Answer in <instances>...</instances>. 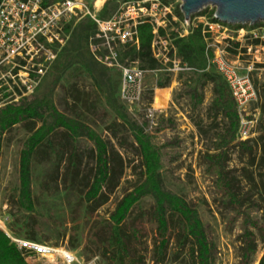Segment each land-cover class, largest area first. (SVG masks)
Here are the masks:
<instances>
[{
    "label": "trees",
    "instance_id": "16d2710c",
    "mask_svg": "<svg viewBox=\"0 0 264 264\" xmlns=\"http://www.w3.org/2000/svg\"><path fill=\"white\" fill-rule=\"evenodd\" d=\"M117 4L114 1L105 2L100 17L106 18L110 11L116 9ZM175 13L179 19H183L178 7ZM202 14L215 21L212 18L214 10H204ZM231 28L239 30L244 27L237 25ZM93 31L94 25L89 19L76 24L36 91L21 103L0 109V157L2 137L6 133L20 125L30 134L19 156L18 197L12 202L13 205L18 211L33 212L31 166L39 159L53 163V172L58 171L60 163L64 161L62 181H67L71 189L77 184L83 185L85 190L81 191V198L88 213L92 214L105 205L118 187L125 170L122 155L82 120L59 112L55 105L56 90L62 86V81L68 76H84L97 92L98 103L114 115L115 121L107 127L111 138L119 149H129L137 155V168L142 177L116 203L108 220L95 219L91 222L90 239L87 242L89 253L102 258L105 264H147L148 259L151 264H164L173 247L177 255L187 249L192 264H215L216 247L197 208L184 197L165 189L158 159L146 133L147 123L139 124L131 119L119 98L120 74L102 67L89 53L88 39ZM169 36L174 39L176 56L195 69L193 73L177 76L175 80L184 85L182 93L177 96L186 97L190 108L195 111L203 103V90L210 86L212 99L208 114L213 122L220 119L223 128L221 135L216 136L214 153L203 157L204 171L215 177L214 183L223 198L222 206L233 213L229 222L234 224L241 219L238 264H252L258 245L264 247V181L261 183L260 199L251 201V194H243L239 183L228 171L227 162L230 160L229 152L234 149L249 154V157L254 150L248 141H240L238 138L237 107L225 81L213 66L208 67V58H212V53L206 52L201 27L193 29L191 34L183 38H176L172 33ZM138 40V49L129 50L126 57L137 60L140 68L145 71L158 70L160 66L152 56L149 26L139 27ZM251 44L264 46V41L255 40ZM238 46V43L233 42L229 52L236 54ZM156 77L154 88L142 92L141 102L148 106L152 102L154 89H164L172 81L171 76L163 73L158 72ZM166 123L167 120L163 119L160 122L161 125ZM82 139L93 146V166L83 177L78 146ZM255 143L261 152V164L264 166V123ZM250 160L253 161L252 158ZM146 198L150 199L151 205L143 209L141 203ZM248 210L261 212V219L253 218ZM9 229L17 237L45 244L37 241L32 234L21 233L12 225H9ZM0 264H28L24 254L1 231ZM258 264H264V250Z\"/></svg>",
    "mask_w": 264,
    "mask_h": 264
},
{
    "label": "rangeland",
    "instance_id": "374dc122",
    "mask_svg": "<svg viewBox=\"0 0 264 264\" xmlns=\"http://www.w3.org/2000/svg\"><path fill=\"white\" fill-rule=\"evenodd\" d=\"M85 1L91 5L95 2L96 5H100L97 4V0ZM107 1L116 3L121 0H103V5ZM175 5L177 6V3ZM210 9L211 6L205 7L207 11ZM257 24L264 26V22ZM242 26L245 32L251 30L249 23ZM248 43L246 42L244 46ZM228 60L241 71L250 68L257 101L250 105L245 115L246 119L256 120V125L251 136L241 140L248 141L254 150L253 154L249 157V154L238 149L230 151L227 169L239 183L241 192L243 194L249 192L251 201H258L261 196V183L264 181V166L261 164V152L256 147L255 139L264 123V51L254 49L250 52L242 51L239 55L230 54ZM156 78V75L147 73L142 89L154 88ZM182 89H184L182 82L180 84L172 79L168 87L154 89L149 106L141 101L134 106L125 104L124 106L131 119L139 124L147 123L146 133L158 159L165 189L184 197L197 208L216 247L215 264H238L241 219L234 224L229 222L233 213L222 206L223 198L214 183L215 177L205 173L203 162L206 154L214 153L216 136L221 135L223 122L220 119L213 122L208 114L207 109L212 99L210 86L203 90V103L195 111L190 108L186 97L177 96L182 93ZM97 97V92L89 79L84 76H68L56 90L54 99L59 112L82 120L105 141L110 142L124 159L125 170L118 187L109 196L106 204L92 214L88 213L81 198L83 194L81 191L85 190L83 185L77 184L71 189L67 181H62L64 161L60 163L58 171L53 172L55 168L52 166L53 163L43 159L34 161L31 166L33 212L18 211L12 202L18 197L19 156L23 143L30 134L19 125L2 137L0 217L8 216L9 224L21 233L32 234L37 241L63 248L74 254L78 260L77 264H105L102 258L89 253L87 242L90 239V224L95 219L108 220L116 203L142 178L137 168V155L129 149L126 151L119 149L107 131V127L115 118L109 110L98 103ZM162 119L167 120V123L161 125ZM38 126L39 124L36 125ZM78 146L82 158L80 172L83 177L93 166L91 160L93 146L85 139L80 140ZM43 183L46 185L43 186ZM150 205L151 201L148 198L141 203L143 209L149 208ZM248 212L253 218L261 219V212L257 210ZM263 250L264 247L258 245L252 264H258ZM28 264L49 263L41 258H35L28 260ZM147 264H151L149 259ZM164 264L192 263L187 249L177 255L172 247Z\"/></svg>",
    "mask_w": 264,
    "mask_h": 264
},
{
    "label": "built area",
    "instance_id": "2783aa9c",
    "mask_svg": "<svg viewBox=\"0 0 264 264\" xmlns=\"http://www.w3.org/2000/svg\"><path fill=\"white\" fill-rule=\"evenodd\" d=\"M121 0L106 18L100 17L103 3L91 5L85 0H0V109L17 105L31 96L69 40L73 27L89 19L94 31L88 39V50L94 60L107 70L120 74L119 98L125 104L140 103L143 81L147 73L158 72L171 76L193 73L176 56L174 39L183 38L201 27L206 43L208 67L213 66L225 81L239 115L238 138L246 140L256 125V120L246 119V111L257 101L250 77V68L241 71L228 60L232 43H238L236 54L242 50H263L264 46L252 41H264V26L245 32L219 22L213 14L212 21L205 8L188 20L179 19L181 0ZM210 10L215 9L211 7ZM181 13V11H180ZM182 14V13H181ZM147 25L151 29V51L159 69L145 71L137 60L126 57L131 49H138V29ZM233 26V25H232ZM161 33H164L162 35ZM246 42H249L246 46ZM9 217H0V231L19 251L25 260L41 258L49 264H77L76 256L63 248L37 243L15 236L9 229Z\"/></svg>",
    "mask_w": 264,
    "mask_h": 264
},
{
    "label": "water",
    "instance_id": "95a60500",
    "mask_svg": "<svg viewBox=\"0 0 264 264\" xmlns=\"http://www.w3.org/2000/svg\"><path fill=\"white\" fill-rule=\"evenodd\" d=\"M184 19L199 13L206 6L215 9L214 17L227 25H254L264 22V0H181Z\"/></svg>",
    "mask_w": 264,
    "mask_h": 264
},
{
    "label": "bare ground",
    "instance_id": "6f19581e",
    "mask_svg": "<svg viewBox=\"0 0 264 264\" xmlns=\"http://www.w3.org/2000/svg\"><path fill=\"white\" fill-rule=\"evenodd\" d=\"M103 0H97V4H101Z\"/></svg>",
    "mask_w": 264,
    "mask_h": 264
}]
</instances>
